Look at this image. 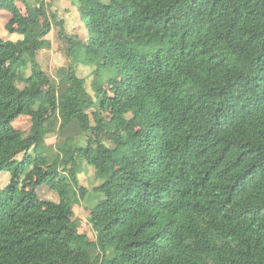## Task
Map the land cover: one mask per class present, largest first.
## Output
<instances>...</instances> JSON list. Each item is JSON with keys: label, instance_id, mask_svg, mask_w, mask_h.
I'll use <instances>...</instances> for the list:
<instances>
[{"label": "trees", "instance_id": "trees-1", "mask_svg": "<svg viewBox=\"0 0 264 264\" xmlns=\"http://www.w3.org/2000/svg\"><path fill=\"white\" fill-rule=\"evenodd\" d=\"M77 4L85 39L44 0H0L21 36L0 37V264H264V0ZM55 27L57 78L39 61Z\"/></svg>", "mask_w": 264, "mask_h": 264}, {"label": "rangeland", "instance_id": "rangeland-1", "mask_svg": "<svg viewBox=\"0 0 264 264\" xmlns=\"http://www.w3.org/2000/svg\"><path fill=\"white\" fill-rule=\"evenodd\" d=\"M50 7V11L55 13L60 21L65 22V28L70 35H77L78 39H85L87 37L86 23L80 19V14L78 11L77 0H44ZM107 3L109 0H102ZM22 12L26 13V7L23 4H19ZM11 13L6 10H0V37L5 40L18 41L21 36L14 34L11 35L6 29L8 21L11 19ZM52 44L51 50H46L40 53L39 61L44 69V71L53 77L58 76L59 72H64L67 67L68 61L64 55V45L58 38V29L55 27L53 31L47 37ZM157 46L156 42L147 44L142 38L136 37L131 40V48L134 51L140 53H146L152 50V47ZM78 75L80 78L86 80V83L90 90V83L93 79L92 71L93 69L79 64L77 66ZM30 73V72H28ZM14 127L24 133H27L31 126V116L23 115L15 123ZM59 143L58 137L55 134L49 135L46 138V145L52 151H56V147ZM83 173L80 175V182L85 185L91 192L89 193L90 200H81L75 207V213L80 224V232L88 235L92 240L95 238V231L89 222V213L91 207L94 205V195L98 194L97 190L94 189L96 183L94 182V170L83 167ZM11 180L10 172H0V187H5ZM39 193L42 198L59 202V195L50 190L48 185H42L39 187ZM92 201V203L90 202Z\"/></svg>", "mask_w": 264, "mask_h": 264}]
</instances>
